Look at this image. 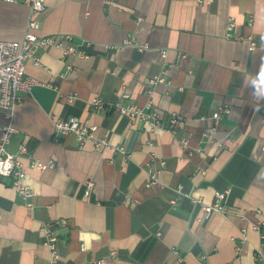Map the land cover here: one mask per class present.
<instances>
[{
    "label": "crops",
    "instance_id": "crops-1",
    "mask_svg": "<svg viewBox=\"0 0 264 264\" xmlns=\"http://www.w3.org/2000/svg\"><path fill=\"white\" fill-rule=\"evenodd\" d=\"M30 18L38 23L35 34H70L62 45L88 56L49 44L36 50L37 63L25 60L35 82L19 92L7 150L27 145L30 156L22 161L32 205L10 177H0V264H46L41 223L57 236V264H257L264 0H43L33 13L23 1H0V40L21 39ZM227 19L234 23L229 30ZM154 75L161 79L150 85ZM95 96L153 109L160 125L150 129L114 109L93 108ZM222 104L230 111L210 134V116ZM171 112L184 118L173 132L166 130ZM70 116L97 125L108 146L81 144L73 134L54 140L53 118ZM4 123L0 108V128ZM182 138L190 152L179 146ZM32 158L52 166L38 170ZM161 160L157 180L146 186L147 166ZM87 180L94 184L85 194ZM224 189L225 213L203 215L192 199L211 203Z\"/></svg>",
    "mask_w": 264,
    "mask_h": 264
},
{
    "label": "built area",
    "instance_id": "built-area-1",
    "mask_svg": "<svg viewBox=\"0 0 264 264\" xmlns=\"http://www.w3.org/2000/svg\"><path fill=\"white\" fill-rule=\"evenodd\" d=\"M8 3H15L23 1L27 3L31 9V13L41 10L43 8V0H0ZM252 17H248L247 23L250 25ZM233 22L227 19L226 29L229 30L233 26ZM38 27V23L35 19L30 18L27 23V30L19 40H0V108L4 112L5 123L0 128V177H10L11 183L19 198L31 206L32 191L29 185L24 181L25 170L22 161L23 155H29L27 145L22 143L18 146L17 150L11 152L7 150V144L10 141L11 134L14 132L13 126V113L16 103L20 100V91L29 92L35 80L25 74V60L31 59L34 63H37L38 57L36 50L45 45H56L62 48L63 54L74 53L78 56L87 57L88 54L83 48H79L75 45H62V39H70V34H61L58 36L44 35L39 36L33 32ZM226 35H229L226 33ZM124 44H131L132 41L124 39ZM134 45L143 50L146 48L145 43H137ZM249 48H254V41L250 38ZM166 50H161V56H165ZM159 75H154L149 79L150 85L160 80ZM148 93H151V88L147 89ZM125 94H121L120 97ZM67 98H72L69 95ZM89 104L93 108L101 109L108 108L114 109L118 113L127 115L132 118L145 121L150 129H155L160 125L159 114L153 109L144 110L142 107L135 104L121 105L119 101L114 103H104L99 97H92L89 100ZM230 111V107L227 104L220 105L215 111L212 112L210 119L211 124L207 131L208 133H214L217 122L223 115ZM53 131L52 137L57 140L61 134H73L77 140L82 144L85 142L92 143L95 147L108 146V141L104 136L97 135V125L86 124L79 120L75 116L67 118H53ZM184 125V118L180 113L171 112L168 116L167 131L173 132L175 129L182 128ZM179 146L183 149H187L190 152L188 146V140L182 138L179 141ZM116 149V147H114ZM264 153V146L261 149ZM192 151H200V147L197 146ZM165 164L164 160L160 161V167H153L148 165L146 168L147 179L145 185L149 186L157 180L158 173ZM30 165L38 170H43L52 166V162H42L38 159H30ZM200 173H204L201 170ZM93 181L87 180L85 183V194H88L89 190L93 187ZM229 189L214 192V200L211 203L203 202L193 197L194 202L200 203L201 213L208 216L212 212L225 213L226 208L224 205L225 199ZM178 193H181L178 191ZM259 212V209H257ZM252 227L257 230L260 237V242L255 248V260L257 264H264V219H259L252 224ZM39 230L43 235V245L49 251V258L46 264H57L59 253L56 247L57 236L54 233L49 223H41ZM159 234V233H157ZM94 264H104L103 259L94 261Z\"/></svg>",
    "mask_w": 264,
    "mask_h": 264
}]
</instances>
